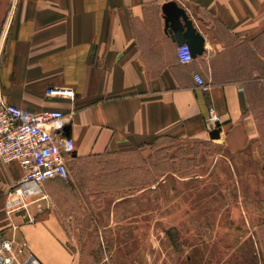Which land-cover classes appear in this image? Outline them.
I'll use <instances>...</instances> for the list:
<instances>
[{
  "label": "crops",
  "instance_id": "obj_1",
  "mask_svg": "<svg viewBox=\"0 0 264 264\" xmlns=\"http://www.w3.org/2000/svg\"><path fill=\"white\" fill-rule=\"evenodd\" d=\"M167 1L0 0V99L63 111L54 132L75 141L68 165L166 135L218 140L264 160V0H174L206 39L189 63L168 31ZM66 87L73 97L50 92ZM217 122L220 138L212 139ZM25 173L19 161L0 159V231L15 221L19 239L45 264H79L54 202L33 207V222L23 210L7 214L9 189ZM52 179L44 183L51 199Z\"/></svg>",
  "mask_w": 264,
  "mask_h": 264
},
{
  "label": "rangeland",
  "instance_id": "obj_2",
  "mask_svg": "<svg viewBox=\"0 0 264 264\" xmlns=\"http://www.w3.org/2000/svg\"><path fill=\"white\" fill-rule=\"evenodd\" d=\"M68 166L46 188L79 264H264L263 158L166 135Z\"/></svg>",
  "mask_w": 264,
  "mask_h": 264
},
{
  "label": "built area",
  "instance_id": "obj_3",
  "mask_svg": "<svg viewBox=\"0 0 264 264\" xmlns=\"http://www.w3.org/2000/svg\"><path fill=\"white\" fill-rule=\"evenodd\" d=\"M179 59L191 62V49L188 44L179 45ZM196 82L206 87L201 74H195ZM51 94L73 97L70 87L52 88ZM64 118L61 110L32 112L0 99V159L5 162L17 160L26 173L14 182L7 195L6 211L12 217L18 211H25L30 222L36 220L38 211L53 207V201L44 189L46 180L56 177L69 178L68 158L75 151L72 138L58 137ZM210 119L217 121L214 109ZM20 225L12 221L8 230L0 231V264H45L30 248L26 239L18 237Z\"/></svg>",
  "mask_w": 264,
  "mask_h": 264
},
{
  "label": "water",
  "instance_id": "obj_4",
  "mask_svg": "<svg viewBox=\"0 0 264 264\" xmlns=\"http://www.w3.org/2000/svg\"><path fill=\"white\" fill-rule=\"evenodd\" d=\"M163 11L169 23L168 31L179 45L188 44L194 58L205 51V36L198 30L193 19L188 16L187 10L178 2L167 1L163 5ZM210 132L212 139L220 138L221 125Z\"/></svg>",
  "mask_w": 264,
  "mask_h": 264
}]
</instances>
